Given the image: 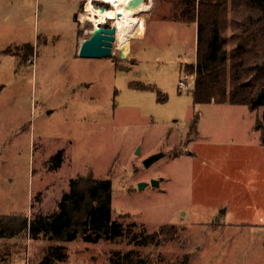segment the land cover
<instances>
[{
    "label": "rangeland",
    "instance_id": "rangeland-1",
    "mask_svg": "<svg viewBox=\"0 0 264 264\" xmlns=\"http://www.w3.org/2000/svg\"><path fill=\"white\" fill-rule=\"evenodd\" d=\"M148 3L139 18L119 19L127 59L116 50L89 59L79 56L89 38L79 0H0V218L58 213L71 181L92 173L112 181L113 220L136 234L178 229L171 242L139 250L141 264H264V105H194L179 83L196 61L197 28L161 20L164 5ZM260 13L248 0L231 18ZM141 17L146 38L133 40L145 32ZM261 49L258 63L264 40ZM254 80L262 87L264 74ZM152 180L162 181L139 188ZM52 246L67 254L55 264H111L133 249L125 239L25 233L0 238V264H40Z\"/></svg>",
    "mask_w": 264,
    "mask_h": 264
},
{
    "label": "trees",
    "instance_id": "trees-1",
    "mask_svg": "<svg viewBox=\"0 0 264 264\" xmlns=\"http://www.w3.org/2000/svg\"><path fill=\"white\" fill-rule=\"evenodd\" d=\"M164 5L163 21H178L197 28L196 61L183 67L185 74L196 75L192 91L194 105L230 104L248 106L252 111L264 105V85L255 78L264 74V0H254L260 14L248 20L240 17L248 0H158ZM234 15V19L231 18ZM255 72L254 77L251 76ZM264 143V125L260 127ZM63 151L55 157L57 168L63 163ZM113 185L109 179L96 180L92 173L70 183V191L59 204V212L27 218H0V238H16L25 233L46 240L69 243L83 236L87 243L128 240L133 246L117 252L111 264H141L138 251L178 236L174 225L161 226L150 234H136L112 218ZM67 257L64 246H52L40 264H55ZM181 264H188L186 259Z\"/></svg>",
    "mask_w": 264,
    "mask_h": 264
},
{
    "label": "water",
    "instance_id": "water-1",
    "mask_svg": "<svg viewBox=\"0 0 264 264\" xmlns=\"http://www.w3.org/2000/svg\"><path fill=\"white\" fill-rule=\"evenodd\" d=\"M147 0H130L128 4L122 6L121 12L119 14L114 13L113 18H110L111 21H117L122 18V12L125 13H136L141 10L143 5H145ZM106 7L99 8V12H106ZM108 25V20L103 22L93 23V30L91 31L90 37L81 45L79 56L82 58L89 59H102V58H111L114 56V49L120 52L122 59H127L124 51L117 46V27H106ZM29 47V46H28ZM121 69L126 70V67ZM164 157L163 153L155 154L148 157L144 160L143 165L146 169H149L153 166L154 163L158 162ZM162 181V180H161ZM160 180H152L150 183H140L139 188L143 189L149 185L158 188L160 186Z\"/></svg>",
    "mask_w": 264,
    "mask_h": 264
},
{
    "label": "bare ground",
    "instance_id": "bare-ground-1",
    "mask_svg": "<svg viewBox=\"0 0 264 264\" xmlns=\"http://www.w3.org/2000/svg\"><path fill=\"white\" fill-rule=\"evenodd\" d=\"M104 1L111 4L114 7V9H116L114 13L119 14L121 12L120 10L122 6L128 4L130 0H104ZM150 8H151V5L150 3H148V4L143 5L141 10L136 13H132L131 11L130 13L122 12L121 14L123 15V17L120 19L127 18V17L128 18H139L138 17L139 14L149 11ZM114 13L113 11H106V12L100 13L98 8H96L94 3L90 0L85 9V20L86 22H94V23H98V21L103 22L107 20V18H113ZM115 26H116V23H115ZM117 34H118V29H117ZM118 47L121 49L120 46Z\"/></svg>",
    "mask_w": 264,
    "mask_h": 264
},
{
    "label": "built area",
    "instance_id": "built-area-1",
    "mask_svg": "<svg viewBox=\"0 0 264 264\" xmlns=\"http://www.w3.org/2000/svg\"><path fill=\"white\" fill-rule=\"evenodd\" d=\"M81 1L83 3V6H84L83 7V13L80 17L81 30L85 35L90 37L91 31L93 30V23L94 22H86V20H85V9H86V6L90 0H81ZM91 1L94 3L95 7L98 8V10L101 7H106L107 11H113V12L116 11V9H114V7L111 4L105 2L104 0H91ZM109 19L110 18H107L108 25L106 27L115 26L116 21H111ZM114 50H116V47ZM195 81H196V75L185 74L184 77L180 80L179 89L181 91H187V92L191 91L192 92L195 88Z\"/></svg>",
    "mask_w": 264,
    "mask_h": 264
},
{
    "label": "crops",
    "instance_id": "crops-1",
    "mask_svg": "<svg viewBox=\"0 0 264 264\" xmlns=\"http://www.w3.org/2000/svg\"><path fill=\"white\" fill-rule=\"evenodd\" d=\"M80 1V3H82V1L81 0H79ZM83 4V3H82ZM81 14H82V6H81ZM128 18V17H127ZM142 18V17H141ZM130 19H136V18H130ZM143 20H144V23H145V32H144V34L143 35H140L138 38H135V39H133V40H138V41H143V40H145V38H146V35H147V23H148V18L147 17H143L142 18ZM159 21H161V20H159ZM118 26H119V19L117 20V22H116V27H117V29H118ZM196 40H197V37H196ZM132 42V41H131ZM117 43H118V45H119V41H118V35H117ZM215 104V103H214Z\"/></svg>",
    "mask_w": 264,
    "mask_h": 264
}]
</instances>
